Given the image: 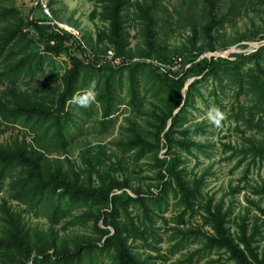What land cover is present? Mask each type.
<instances>
[{
  "label": "trees",
  "instance_id": "1",
  "mask_svg": "<svg viewBox=\"0 0 264 264\" xmlns=\"http://www.w3.org/2000/svg\"><path fill=\"white\" fill-rule=\"evenodd\" d=\"M241 1L195 0L200 12L189 23L191 34L182 50H169L155 39L157 11L165 10L158 0H99L98 15L106 26L94 39L91 35L79 38L45 18L25 19L15 7L4 8L0 3V85L4 86L0 90V117L4 125L18 124L33 134L29 142L25 138L0 142V193L7 197L0 202V264H155L149 258L165 261V254L142 256L133 251L132 243L138 239L158 251L153 243L162 237L154 224L157 218L166 222L163 213L170 206L178 212L172 217L175 225L166 228L173 230L167 237L168 253L175 254L188 243L202 242L176 264H192L194 256L199 260L212 250L221 254L209 263H218L225 254L232 264H264L257 218L249 225L247 213L243 214L235 224L237 231L230 232V206L224 208L222 198L215 201L213 195L202 193L203 175L190 176L181 153H210V141L195 137L205 135L206 123L193 120L196 98L204 97L200 86L210 81V93L221 110L218 89L229 87L237 99L240 95L248 97L249 105L239 104L234 119L261 134L260 139L247 138L248 144L241 148L224 144L232 151L226 159L240 155L235 167L247 156L251 163L264 160V120L260 117L254 121V115L264 111V44L254 51L233 52L226 57H202L228 49L229 43L219 41L222 34L218 30L241 14L242 6H260L264 12V0ZM53 4L54 0H48L47 6L57 18ZM131 13L141 21L145 38V45L133 51L128 47ZM263 34L264 25L261 29L252 27L240 39L262 43ZM40 46L42 49L37 48ZM109 48L121 57L119 64L106 58ZM177 53L182 57L179 67L164 68L162 64H173ZM62 55L67 56L68 67L62 73L51 72L47 81L37 83L34 78L43 71L44 63ZM124 70L127 104L134 114L125 117L127 124L120 126L119 136L110 142L117 152H107L99 145L95 150L85 148L80 154L84 167L78 169L68 158L49 157L53 149L66 152L76 140L69 129L77 127L76 116L85 111L73 97L93 81L99 93L98 130L107 132L114 126L111 115L124 103L118 91ZM25 78L29 80L24 82ZM148 93L155 99L151 110L143 108ZM138 115L146 116L145 124L137 121ZM80 129L76 131L81 133ZM146 159L152 176L140 174L139 163ZM145 180L150 182L146 184ZM239 189L235 186L229 193ZM253 192L264 198V185L253 188ZM9 200L24 209H13ZM253 204L264 214V208ZM135 207H139L140 217L132 214ZM30 211L36 217L46 215L49 227H31L23 214ZM186 211H198L201 224L208 230L203 231L199 225L181 228L186 223ZM73 226L88 230L64 234Z\"/></svg>",
  "mask_w": 264,
  "mask_h": 264
},
{
  "label": "rangeland",
  "instance_id": "2",
  "mask_svg": "<svg viewBox=\"0 0 264 264\" xmlns=\"http://www.w3.org/2000/svg\"><path fill=\"white\" fill-rule=\"evenodd\" d=\"M195 0H158V3L165 8L157 11V22L153 27L155 32V39H157L162 45H166L169 50H182L186 49L187 37L191 34L189 23H193L194 19L200 12L199 2H194ZM231 1V0H228ZM48 0H1L0 3L4 8L15 7L23 18L27 19L29 17L35 18H45L56 24L59 28L67 30L77 37L81 38L82 35H91L94 39L99 30L106 26V23L102 22L99 18L100 2L99 0H54L53 9L55 10L54 17L51 12V8L47 6ZM239 2H242L239 0ZM257 4V3H256ZM34 6H37L34 9ZM241 14L234 16L231 21L225 22L223 28L219 29L218 32L222 34L220 42L229 43L228 49L233 52H243V51H254L258 48V44H262L258 41H244L240 38L246 35L252 27L261 29L264 25V12L260 6H251L249 8L241 7ZM175 10V12H174ZM131 12L133 8H131ZM159 12V13H158ZM168 23H164V21ZM129 30V45L128 47L131 51L138 47H143L144 44V32L143 25L141 21L135 18L133 13L129 16V21L127 23ZM246 44V47H241V45ZM42 49V46L37 47ZM209 53V52H208ZM207 54V53H205ZM204 54V56H205ZM115 55L113 49L109 48L106 50V56ZM176 58H182L178 53L175 54ZM106 57V58H107ZM203 57V56H202ZM109 59V58H107ZM180 59H178L179 61ZM150 62H154L149 60ZM160 65V63H158ZM168 64V63H167ZM167 64H162L164 68H169ZM161 65V66H162ZM177 68L179 65H175ZM68 67L67 56L54 57V59L45 62L43 71H39L35 80L37 83L41 81H47L49 79V74L62 73L65 68ZM122 71L120 76L121 84L118 91L120 95L124 98V103L118 105V110L111 115L112 119L115 121L113 127H111L107 132H101L98 130L97 119H99V107L98 102L91 105L90 107L83 108L85 113H80L79 110L74 107L75 113L79 114L76 116L75 121L77 122V127L72 126L69 132H73L75 141L70 143L71 148L66 152H61V150L53 149V152L48 154L49 157H61L68 158L71 162H75V168H83L84 164L80 159V154L85 150V148L91 147L93 150L96 147L102 146L107 152H117L116 147L110 142L119 136L120 126L126 125V116L134 114V111L130 110V106L127 104V99L129 97L127 92L128 81L126 74ZM193 78L188 79L192 80ZM29 78H25L24 82L28 81ZM22 83V87L25 85ZM7 83V82H6ZM212 83L210 81H205L201 84L200 88L203 93V98L197 97L195 101V109L193 110V120L203 121L206 123V133L205 135H196L197 138H207L210 141L211 146H209V155L203 153L195 152L193 154H184L185 166L189 172L190 176H200L203 175V183L201 184V191L203 194L208 193L213 195L215 201L222 198L224 203V208L230 206L231 211L228 216V224L230 232L235 233L237 231L236 222L239 220L240 216L247 213L249 225L252 219L257 218V223L260 225L262 234L259 237L260 248L264 247V214H262L258 209H256L255 204L264 208V198L261 194L253 192V188L264 185V160L259 161L256 159L255 163H251L249 156L245 157L241 161V164L235 167V163L240 159V155H234L233 157L226 159L232 151L229 148H225L226 145L230 144L233 147L241 148L248 144L247 138H258L260 139L261 134L256 131L254 127L243 125L242 121L237 123L234 119V112L236 111L239 104L244 106L249 105L248 97L240 95V97L235 96L232 88L223 87L218 89V99L222 103V110L226 114V119L222 122L220 127H215L210 123L208 113L213 108H219L215 104V96L210 93L212 88ZM30 85V84H29ZM4 89L3 85H0V90ZM141 93H144L143 81L140 87ZM79 95V94H78ZM149 93L145 94V102L143 108L146 110H151V102H154ZM247 114V112H246ZM146 116L138 115L137 121L142 125L145 124L143 118ZM262 117L264 120V111L257 112L254 115V121ZM5 121L0 117V142L11 143L14 139L25 138L27 142L33 140V134L28 133V129L22 128L20 125H4ZM81 128V129H80ZM80 129V131H76ZM76 131V132H75ZM79 132V134H78ZM76 133V135L74 134ZM32 144L35 145L33 142ZM164 151V150H163ZM47 154V153H46ZM148 160H141L140 165L142 170L141 175L152 176L154 175L151 170H149ZM250 163V166L248 165ZM249 166V171L246 174V178L243 179V173L246 167ZM137 171L138 166L134 167ZM132 176H134L132 174ZM146 184L149 180H145ZM144 181V182H145ZM239 186V190L234 194L229 193L230 188ZM7 198L4 193H0L1 199ZM253 202V203H251ZM8 205L15 210L24 209L23 205L17 204L15 201L9 200ZM177 210L169 207V210L163 213L165 221L162 219H156L154 227L156 232L161 235V240L154 242L153 245L159 248L158 251L153 250L151 247L146 246L140 240L136 239L133 241L134 246L133 251L140 253L142 256H156L159 254H165L167 260L163 261L161 258L152 259L155 264H176L178 260L183 258V255L188 251L194 250L201 246L202 242L188 243L186 248L180 250L175 254L168 253L167 249L169 247L167 237L173 230L166 231L167 227L175 225L172 217L177 214ZM34 212H24L25 218L31 227H36L38 229L46 230L49 227V220L46 215L35 216ZM132 214L141 216L139 212V207L132 209ZM184 222L180 225L181 228H189L190 226H202L203 231L208 230L207 226L202 225V218L198 211L190 213L186 211L184 215ZM56 225V228H59ZM88 229L81 226H73L63 231L64 234L73 235L74 233H83ZM136 245V246H135ZM198 260V256H194L192 259V264H213L209 263L211 259H217L221 253L216 250H212L209 253H204ZM186 264V263H182ZM216 264H232L228 262L225 254L222 255L221 261Z\"/></svg>",
  "mask_w": 264,
  "mask_h": 264
},
{
  "label": "clouds",
  "instance_id": "3",
  "mask_svg": "<svg viewBox=\"0 0 264 264\" xmlns=\"http://www.w3.org/2000/svg\"><path fill=\"white\" fill-rule=\"evenodd\" d=\"M98 95L99 93L96 90V83L93 81L84 92L73 97V102L78 107L87 108L98 102ZM208 116L210 123H212L215 127H220L222 122L226 119V114L219 108L211 109L208 113Z\"/></svg>",
  "mask_w": 264,
  "mask_h": 264
},
{
  "label": "built area",
  "instance_id": "4",
  "mask_svg": "<svg viewBox=\"0 0 264 264\" xmlns=\"http://www.w3.org/2000/svg\"><path fill=\"white\" fill-rule=\"evenodd\" d=\"M263 36H264V34H263ZM263 42H264V39H263ZM107 58H109L112 61L113 64H119L121 62V57H119V56L112 55V56H109ZM178 59H180V58L175 59L173 64L168 65V67L170 69H176L177 67L175 65L176 64L179 65Z\"/></svg>",
  "mask_w": 264,
  "mask_h": 264
},
{
  "label": "water",
  "instance_id": "5",
  "mask_svg": "<svg viewBox=\"0 0 264 264\" xmlns=\"http://www.w3.org/2000/svg\"><path fill=\"white\" fill-rule=\"evenodd\" d=\"M264 44V43H262ZM262 44H258V47L261 46ZM231 52V50L229 49H226V50H220V51H214V52H209L207 54H205V56L207 57H210L212 55H218V56H223V57H226L229 53ZM204 56V55H202ZM191 80L187 81L186 84H185V87H187V85L189 84ZM178 110V109H177Z\"/></svg>",
  "mask_w": 264,
  "mask_h": 264
}]
</instances>
